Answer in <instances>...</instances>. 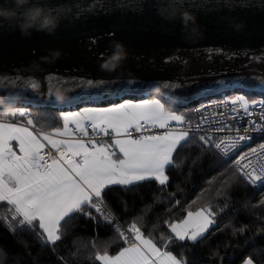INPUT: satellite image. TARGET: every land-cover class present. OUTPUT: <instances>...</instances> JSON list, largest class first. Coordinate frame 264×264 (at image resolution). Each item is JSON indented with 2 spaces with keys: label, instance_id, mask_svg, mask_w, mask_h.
Masks as SVG:
<instances>
[{
  "label": "water",
  "instance_id": "obj_1",
  "mask_svg": "<svg viewBox=\"0 0 264 264\" xmlns=\"http://www.w3.org/2000/svg\"><path fill=\"white\" fill-rule=\"evenodd\" d=\"M39 2L59 17L54 33L24 35L15 21L0 18L6 105L64 109L154 93L184 104L242 88L264 92V0ZM185 11L195 16L194 25L183 24ZM116 44L126 56L105 69Z\"/></svg>",
  "mask_w": 264,
  "mask_h": 264
},
{
  "label": "snow or ice",
  "instance_id": "obj_2",
  "mask_svg": "<svg viewBox=\"0 0 264 264\" xmlns=\"http://www.w3.org/2000/svg\"><path fill=\"white\" fill-rule=\"evenodd\" d=\"M91 42L96 43L95 40ZM114 49L116 51V45ZM87 83L92 86L91 81ZM28 86L38 89L37 83ZM224 103L238 104L245 112L249 108L243 96ZM260 103L264 104V101ZM3 104L0 100V105ZM9 116L25 119L22 123H8ZM32 116L33 113L25 109L0 111V202L10 206L11 219L3 217L10 230H14L13 226L21 229L27 226L29 230L38 228L41 239L48 244L61 240L62 222L67 223L76 214L95 219L92 215L95 212L105 222L114 223L115 218L106 214L103 200L108 186H129L147 180L165 185L168 180L166 169L176 166L174 152L189 138V131L169 130L171 122L179 124L185 117L166 111L159 100L125 101L109 108L63 113V127L52 133L34 132L32 129L36 125ZM145 124L164 131L138 138L130 135V130L141 133ZM90 130L93 137L102 135L112 139V143L84 139ZM77 135L82 138H75ZM199 139L228 158L240 146L234 139L218 143L213 142L211 136H200ZM245 139L248 137H239V141ZM13 141L17 142L15 149ZM46 146L54 149L57 155L45 153ZM252 157L256 158L258 168ZM262 159L264 144L240 155L233 161V166L252 184H264ZM215 215L211 208L189 211L183 221L170 223L168 228L174 234L173 239L197 241L215 223ZM116 231L128 246L114 256L106 251L103 254L97 252L95 259L102 264H182L171 252L162 250L153 239L145 237L136 223L124 231ZM165 240L160 237L164 248L167 247ZM246 264L253 262L248 259Z\"/></svg>",
  "mask_w": 264,
  "mask_h": 264
},
{
  "label": "trees",
  "instance_id": "obj_3",
  "mask_svg": "<svg viewBox=\"0 0 264 264\" xmlns=\"http://www.w3.org/2000/svg\"><path fill=\"white\" fill-rule=\"evenodd\" d=\"M235 91L258 96L254 94L258 92L244 88ZM169 101L181 110L182 104ZM88 103L91 102L79 105ZM14 106L0 105V111L14 110ZM28 109L36 127L53 130L62 126L61 112L67 108L29 106ZM173 158L176 166L166 169L165 185L147 180L104 190L106 214L115 217L114 223L105 222L95 212L92 213L95 219L76 214L67 223L62 222V238L55 244L41 239L38 228L13 226L14 230H10L3 220V217L11 219L10 206L0 202V264H102L95 259L97 252L114 255L127 244L116 231H121L118 221L126 227L136 223L146 237L184 264H243L249 258L256 264H264V184L252 186L233 166V159L205 146L196 135H189ZM201 208H211L216 214L215 224L206 234L197 241L173 239L168 224L181 221L189 211ZM161 236L166 238V248L160 243Z\"/></svg>",
  "mask_w": 264,
  "mask_h": 264
},
{
  "label": "built area",
  "instance_id": "obj_4",
  "mask_svg": "<svg viewBox=\"0 0 264 264\" xmlns=\"http://www.w3.org/2000/svg\"><path fill=\"white\" fill-rule=\"evenodd\" d=\"M240 96H243L248 101L249 108L247 112L241 109L238 104L224 103L225 101L230 102L233 100V97L228 95V91H224L215 96L192 101L190 103L191 106L186 111H182V116L185 117L184 121L179 124L171 122L169 130L180 129L189 131V135H196L198 138L200 136H205V138L211 136L212 141L217 143L226 139L237 140L240 146L231 155V159L236 160L243 153L249 152L252 148H258L260 144H264V130H261V128H264V104L260 103L264 101V95L260 94L250 97L246 93H241ZM193 129H196V131L193 132ZM219 129H223V131ZM163 131L162 129L149 128L145 124L141 133L130 130V135L138 138L139 135L160 134ZM241 136L248 137V139L239 141ZM87 138H95L98 142L112 143V139L102 135L93 137L91 130L88 133V137L84 139ZM44 152L53 156L57 155L56 151L51 149L50 146H46ZM252 162L257 168L259 167L255 157H252ZM260 163H264V159ZM249 183L256 187L263 185L260 182L256 184ZM105 209L107 211L106 207ZM110 216L114 217L112 214ZM118 223L121 226V231L128 228L119 221ZM125 235H128V233L125 232Z\"/></svg>",
  "mask_w": 264,
  "mask_h": 264
},
{
  "label": "clouds",
  "instance_id": "obj_5",
  "mask_svg": "<svg viewBox=\"0 0 264 264\" xmlns=\"http://www.w3.org/2000/svg\"><path fill=\"white\" fill-rule=\"evenodd\" d=\"M9 3L12 4L11 7H5L3 4H0V18L15 21L24 35H30L32 29L54 33L59 27V17L54 15L39 0H36V2H33V0H9ZM175 15L176 10L174 9L170 14V18H174ZM181 18L185 26H188L190 22L193 25L195 24V16L190 12H183ZM191 31L195 33L197 29L192 28ZM55 55L58 57L60 53L57 51ZM125 56L126 52L123 45L116 44V51H114L113 55L108 58L102 67L114 70Z\"/></svg>",
  "mask_w": 264,
  "mask_h": 264
},
{
  "label": "crops",
  "instance_id": "obj_6",
  "mask_svg": "<svg viewBox=\"0 0 264 264\" xmlns=\"http://www.w3.org/2000/svg\"><path fill=\"white\" fill-rule=\"evenodd\" d=\"M143 100H159L160 101V103L164 106V108H165V110L166 111H168V112H171V113H175V114H177V115H182V111L179 109V108H176L175 106H174V103H172L171 101H169V100H165V98H163V97H161V96H155V94H151V95H145V96H141V97H125V98H119L118 100H116V101H111V102H107V103H103V102H91V103H88V104H84V105H77V106H72V107H68L67 109H64L62 112H61V114H63V113H67V112H79V111H83L84 109H103V108H109V107H112V106H114V105H118V104H121V103H124L125 101H132V102H134V103H139V102H141V101H143ZM18 109H24V108H18ZM17 108L16 109H14V110H18ZM26 111H30L29 109L27 110L26 109ZM25 119V118H24ZM24 119L23 118H19V119H12V118H7V120H6V122H8V123H22L23 121H24ZM172 123H176V122H172ZM63 127V124H62V126L61 127H59V128H62ZM70 127H71V125H70ZM34 132H36V131H40V132H45V133H52L53 132V130H44V129H40V128H38V127H34L33 129H32ZM175 130H178V131H182V130H180V129H175ZM75 131V130H74ZM133 137V136H132ZM58 138H60V137H58ZM75 138H77V139H79L80 138V136H76ZM133 138H137V137H133ZM12 147L15 149V148H17V142H15V141H13L12 142ZM179 147V146H178ZM177 147V148H178ZM174 154H175V152H174ZM174 154H173V157H174ZM165 174H166V172H165ZM167 175V174H166ZM109 187V186H108ZM202 209V208H201ZM200 209H198L197 211H199ZM192 212H196V211H192ZM187 217V216H186ZM185 217V218H186ZM184 220V219H183ZM183 220H181V221H183ZM181 221H176V222H174V223H180ZM215 224V223H214ZM213 224V225H214ZM212 225V226H213ZM212 226H210L209 228H208V230L212 227ZM206 234V233H205ZM146 237V236H145ZM149 238V237H148ZM130 243V242H129ZM128 246V244H126L124 247H127ZM123 247V248H124ZM157 247H159L158 245H157ZM117 254V253H116ZM116 254H114V255H116ZM173 254V253H172ZM108 255H110V256H114V255H111V254H108ZM174 255V254H173ZM175 256V255H174ZM176 257V256H175ZM177 258V260H180L178 257H176ZM250 259V258H249ZM248 259H246L245 261H244V263L243 264H246V261H247ZM252 260V259H251ZM181 261V260H180ZM182 262V261H181ZM252 262H253V264H256L255 263V261H253L252 260ZM182 264H184L183 262H182Z\"/></svg>",
  "mask_w": 264,
  "mask_h": 264
},
{
  "label": "rangeland",
  "instance_id": "obj_7",
  "mask_svg": "<svg viewBox=\"0 0 264 264\" xmlns=\"http://www.w3.org/2000/svg\"><path fill=\"white\" fill-rule=\"evenodd\" d=\"M252 91H255V92H258V94L257 93H254V94H256V95H259V94H263L264 95V92H260V91H257V90H252ZM241 93H246V92H244V91H235V90H230V91H228V95L230 96V97H233V99L235 98V97H237V96H240V94ZM155 94V96H159L157 93H154ZM246 94H248V93H246ZM250 97H254L252 94H248ZM127 97H133V96H127ZM165 100H167V99H165ZM192 103V102H191ZM188 104H190V102L189 103H184V104H182L181 105V111H186L188 108H189V105ZM191 106V105H190ZM29 107V105H22V104H16L15 106H14V108H24L25 110L27 109ZM186 107V108H185Z\"/></svg>",
  "mask_w": 264,
  "mask_h": 264
},
{
  "label": "bare ground",
  "instance_id": "obj_8",
  "mask_svg": "<svg viewBox=\"0 0 264 264\" xmlns=\"http://www.w3.org/2000/svg\"><path fill=\"white\" fill-rule=\"evenodd\" d=\"M190 103H191V102H190ZM11 104H14V103H9L8 105H11ZM188 105H189V107H190L191 104H188ZM185 108H186V107H185Z\"/></svg>",
  "mask_w": 264,
  "mask_h": 264
}]
</instances>
